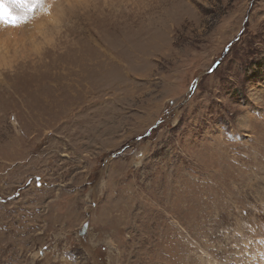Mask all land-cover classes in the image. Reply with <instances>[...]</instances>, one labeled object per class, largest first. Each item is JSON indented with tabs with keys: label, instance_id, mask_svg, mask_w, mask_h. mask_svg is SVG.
<instances>
[{
	"label": "rangeland",
	"instance_id": "obj_1",
	"mask_svg": "<svg viewBox=\"0 0 264 264\" xmlns=\"http://www.w3.org/2000/svg\"><path fill=\"white\" fill-rule=\"evenodd\" d=\"M0 6V264H264V0Z\"/></svg>",
	"mask_w": 264,
	"mask_h": 264
},
{
	"label": "bare ground",
	"instance_id": "obj_2",
	"mask_svg": "<svg viewBox=\"0 0 264 264\" xmlns=\"http://www.w3.org/2000/svg\"><path fill=\"white\" fill-rule=\"evenodd\" d=\"M2 6V5H1ZM0 6V7H1ZM39 17V16H38ZM52 17H50V18H48V19H46V21H48V20H50ZM37 19V18H36ZM40 19V18H39ZM38 19V20H39ZM19 20V19H18ZM37 20V21H38ZM41 20V19H40ZM1 24H2V22H1ZM16 24V23H15ZM44 24H45V21L44 22H39L38 21V23L37 22H35V26H37V27H43L44 26ZM36 27V28H37ZM12 30H14V28L13 27H11V26H7L6 24H5V26L3 25V27L1 28L0 27V33H2V34H0V38H1V40H2V38L3 37H5L6 39H10L9 37L11 36V35H13L12 34ZM17 30V29H16ZM15 31V30H14ZM37 31V30H36ZM16 32V31H15ZM15 36V35H14ZM5 40V39H4Z\"/></svg>",
	"mask_w": 264,
	"mask_h": 264
},
{
	"label": "snow or ice",
	"instance_id": "obj_3",
	"mask_svg": "<svg viewBox=\"0 0 264 264\" xmlns=\"http://www.w3.org/2000/svg\"><path fill=\"white\" fill-rule=\"evenodd\" d=\"M32 2L39 4L41 2V0H32ZM4 15L8 16V15H10V13L7 10H5ZM12 21L15 22L16 18L12 17Z\"/></svg>",
	"mask_w": 264,
	"mask_h": 264
}]
</instances>
